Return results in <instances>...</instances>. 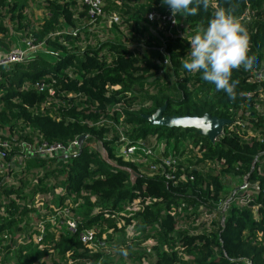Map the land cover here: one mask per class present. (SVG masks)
Instances as JSON below:
<instances>
[{
  "label": "trees",
  "instance_id": "16d2710c",
  "mask_svg": "<svg viewBox=\"0 0 264 264\" xmlns=\"http://www.w3.org/2000/svg\"><path fill=\"white\" fill-rule=\"evenodd\" d=\"M212 2L216 8L231 11L244 27L247 55L254 65L251 70L233 71L232 97L182 68L190 51L187 40L207 26L214 8L181 16L188 31L184 38L168 36L148 21L152 11L168 8L161 0H104L105 17H120L113 26L118 40L104 42L100 31L92 29L82 0H0V49L12 51L15 36H31L45 42L55 56V61L37 56L23 64L0 67V124L10 126L19 138L39 133L50 144L88 138L82 154L72 162L31 159L18 183L9 185L0 177V264H67L68 253L75 264H142L147 255L143 244L149 239L159 244L153 264H264V165L258 171L264 159V115L257 110V106L264 110V81L251 83L253 72L264 66V0ZM34 8L43 9L44 16L36 18ZM165 59L170 64L166 67L160 65ZM170 73L176 89L165 85ZM36 83L49 84L55 94L38 93L33 88ZM165 105V116L209 114L231 125L224 127L215 143L197 130L150 125L144 117ZM110 110L115 120L120 113L125 115V126L134 139L158 134L167 144L201 145L200 157L190 151L195 165L213 163V171L218 166L222 169L217 176L196 172L194 182L177 186L143 176L132 182L122 168L139 173L138 168L115 157V130L111 125H96L109 117ZM243 128L254 136L243 135ZM95 140L102 142L121 169L90 149L88 144ZM224 176L234 181L248 177L249 185L258 184L260 192L246 208L231 206L223 222V214L214 205L227 200L237 188L229 185L232 181L225 183ZM57 187L74 203L84 200L77 210L83 217L81 229L96 228L100 238L116 227L114 220L103 218V210H124L148 197L156 201L127 220L136 223L140 238L108 234L110 255L91 254L78 235L67 231L59 239L47 234L41 244L32 241L38 233L36 225L28 224L35 197ZM95 207L100 212L89 217ZM253 207L258 208L257 214Z\"/></svg>",
  "mask_w": 264,
  "mask_h": 264
},
{
  "label": "built area",
  "instance_id": "2783aa9c",
  "mask_svg": "<svg viewBox=\"0 0 264 264\" xmlns=\"http://www.w3.org/2000/svg\"><path fill=\"white\" fill-rule=\"evenodd\" d=\"M82 2L88 7L89 15L92 19V29L105 31L107 26H104L102 23L106 18L103 8L104 0H82ZM147 19L151 23H156L159 29L167 31L168 36L178 35L186 37V35L175 33L180 24V15L173 16L169 8L163 11H152ZM119 20L120 17L118 15L109 17L110 29H113V26ZM22 40L24 47L21 49L12 51L0 49V67L26 63L34 57L40 56V52L47 47L45 42H37L31 36ZM159 50L161 53H164V48H160ZM160 65L164 67L170 65L169 59H165ZM161 73L163 74L164 71ZM263 81L264 66L260 70L254 71L251 78V83L253 84H261ZM33 88L40 94L46 92L51 95L55 94V89L46 83H36ZM257 110L264 115V110L261 107L257 106ZM112 113L113 110H110L108 116ZM124 122L125 115L120 113L118 119L115 120L109 116L108 118H102L96 125L107 124L113 127L116 137L113 147L115 157L136 166L141 177L159 178L168 184L177 186L181 183L194 182L196 179L194 173L196 172L217 176L222 169V167L218 166L217 170L213 171V163L202 164L200 166L195 165V157L192 158L190 151H193L194 155L200 157L201 145L194 146L189 141L176 145L174 143L167 144V141L161 139L158 134L148 135L147 138L134 139L131 136L130 128L126 127ZM241 127H244V124ZM242 134H246L247 137L254 136L252 131L244 128L242 129ZM98 145L101 149H98ZM88 146L91 150L98 151L107 163L116 164L109 158L108 151L100 140H95L93 143H89ZM80 152L79 138L67 145L62 143L50 144L44 141L39 133L33 134L29 139L19 138L18 133L12 130L10 126H2L0 124V177L9 185L18 183V177L25 170L28 160L56 161L57 163L62 161L72 162L75 157L80 155ZM263 160H261V165L258 169L260 173L264 165ZM257 162H259L258 158L256 159ZM224 181L225 183H229V181L234 182V179L224 176ZM240 181L241 186L243 184L247 186L244 190L236 193L235 190L227 200L214 205L223 214V222L225 221V214L231 206L235 205L240 208H246L253 203L256 195L260 192L258 184L249 185L248 177L243 176ZM44 186L50 187V183L45 182ZM51 186H54V184ZM91 200L95 203L96 198H92ZM154 201L156 200L148 197L144 200L134 201L124 210H103V218L114 220L116 227L104 232L101 236L102 238H100L96 228L81 229V218L83 217L80 215L76 216L75 211L84 206L83 199L74 203L71 197H67L65 190L61 187H57L53 192H39L31 208V218L28 220V224L36 225L38 228V233L32 241L41 244L47 234H53L59 239L67 231L78 235L79 241L90 250L91 254L101 253L110 255V249L106 243L108 234H113L114 238H119L124 233L128 240L135 239L137 237L136 233L138 234L136 223L132 221L128 224L127 220L133 218L135 213ZM27 202L28 199L26 200ZM253 209L254 213L257 214L258 208L253 207ZM175 211L176 209L174 208L171 213L174 214ZM99 212V208L95 207L90 212L89 217L95 216ZM158 245V242L154 239H149L143 244L147 255L142 259V264H153L157 260L155 248ZM71 255V253L67 254V264H75Z\"/></svg>",
  "mask_w": 264,
  "mask_h": 264
},
{
  "label": "clouds",
  "instance_id": "9594fccd",
  "mask_svg": "<svg viewBox=\"0 0 264 264\" xmlns=\"http://www.w3.org/2000/svg\"><path fill=\"white\" fill-rule=\"evenodd\" d=\"M173 16H195L200 8H214L207 26L188 41L190 51L182 62L189 73L213 84L216 91L229 97L234 95V70H251L254 65L248 57V37L244 27L233 13L225 8H216L212 0H161ZM127 255L126 250H122Z\"/></svg>",
  "mask_w": 264,
  "mask_h": 264
},
{
  "label": "water",
  "instance_id": "95a60500",
  "mask_svg": "<svg viewBox=\"0 0 264 264\" xmlns=\"http://www.w3.org/2000/svg\"><path fill=\"white\" fill-rule=\"evenodd\" d=\"M166 110H167V105L160 108L153 115L145 116L144 118L147 122H149L150 125L155 127H162V128L164 127L168 129L177 128L183 130H188V129L197 130L201 136L208 138L211 143H215L216 141L219 140V138L223 134V129L225 126L231 125V121L225 119H219L217 117H212L209 114H206L203 117L165 116ZM86 139L87 136L85 135L79 138L80 149H81L80 155L83 152V144ZM109 164L115 168L117 167L120 169L122 168L117 166L116 164H111V163ZM122 169L131 175L132 182H136L139 178H141V175L139 173H137L136 171L130 168H122ZM246 187H247L246 184H243L241 187L236 189L235 193L244 190Z\"/></svg>",
  "mask_w": 264,
  "mask_h": 264
},
{
  "label": "rangeland",
  "instance_id": "374dc122",
  "mask_svg": "<svg viewBox=\"0 0 264 264\" xmlns=\"http://www.w3.org/2000/svg\"><path fill=\"white\" fill-rule=\"evenodd\" d=\"M44 11H43V9H40V8H34V13H35V16H36V18H42L43 16H44V13H43ZM180 20H181V18H180ZM182 23H180L181 24V26H180V29H179V31L177 32L178 34L179 33H181V34H186V28H185V26H184V24H183V21H181ZM179 24V25H180ZM184 38H185V36H183ZM15 39H16V36L14 37ZM15 41H17V43L19 44V40L18 39H16ZM6 49V51H9V50H7V48H5ZM40 57H42V58H44V59H47V60H50V61H55V56L53 55V52H52V49L50 48V47H46V48H44L41 52H40ZM165 85L167 86V87H169V88H172V89H176L177 88V82H176V80H175V78H174V76L170 73L169 74V77L167 78V80L165 81ZM101 149V147L98 145V149ZM263 162H264V160H263ZM229 185H231L232 187H237V188H239V187H241V181H239V180H235L233 183H231V184H229ZM75 214H76V216L77 215H79V213H78V211H75ZM140 231H138V234L136 233V235H137V237L138 238H140L141 237V235H140V233H139ZM135 235V236H136ZM19 236H16V238H18ZM136 237V238H137ZM124 241V240H123Z\"/></svg>",
  "mask_w": 264,
  "mask_h": 264
},
{
  "label": "crops",
  "instance_id": "0c3cea01",
  "mask_svg": "<svg viewBox=\"0 0 264 264\" xmlns=\"http://www.w3.org/2000/svg\"><path fill=\"white\" fill-rule=\"evenodd\" d=\"M181 21H183V17H181L180 23H182ZM102 23H103L104 26H107V29L105 31L104 30H100L99 34L102 36L101 39H104V41L118 40V34H117L118 32H116V30L110 29L109 17L108 18L106 17L105 20ZM180 26H181V24L178 26V28H177V30L175 32L176 34H178L177 32L179 31ZM121 30H123V28H121ZM185 30L187 31V29H185ZM179 35H183V34L179 33ZM184 35L187 36V32ZM14 39L15 38H13V41H14ZM16 39H18L20 42L18 44L17 41H14L15 48L13 50L21 49V48L24 47L23 40L20 37H16Z\"/></svg>",
  "mask_w": 264,
  "mask_h": 264
}]
</instances>
